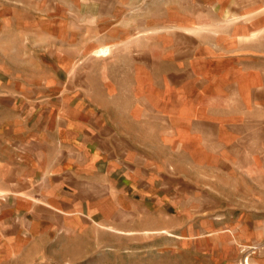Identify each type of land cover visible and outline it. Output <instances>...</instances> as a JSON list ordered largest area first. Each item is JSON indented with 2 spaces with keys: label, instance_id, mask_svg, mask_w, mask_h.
Here are the masks:
<instances>
[{
  "label": "crops",
  "instance_id": "crops-1",
  "mask_svg": "<svg viewBox=\"0 0 264 264\" xmlns=\"http://www.w3.org/2000/svg\"><path fill=\"white\" fill-rule=\"evenodd\" d=\"M38 5L8 4L14 20L6 19V30L22 39L20 49L50 48L57 40L58 47L72 44L76 53L56 64L41 55L46 77L10 79L2 87L10 88L0 91V215L9 229H75L108 216L107 209L135 221L141 213L155 219L171 215L172 198L230 201L176 173L147 142L154 127L167 129L194 152L215 156L218 169L239 167L240 153L264 148L261 116L228 115L235 103L264 109L263 91L249 99L250 84L264 83V51L245 47L264 43V0H179L183 24L160 25L151 14L146 37L137 33L142 29L135 19L143 12L141 1L119 5L104 19H96L99 12L90 10L88 0L86 19ZM108 25L110 35L119 27L125 35L91 43ZM32 33L39 44L28 43ZM115 73L135 83L120 102Z\"/></svg>",
  "mask_w": 264,
  "mask_h": 264
},
{
  "label": "rangeland",
  "instance_id": "rangeland-1",
  "mask_svg": "<svg viewBox=\"0 0 264 264\" xmlns=\"http://www.w3.org/2000/svg\"><path fill=\"white\" fill-rule=\"evenodd\" d=\"M10 1L0 0V91L10 88H2L10 79L46 77L48 72L43 69L41 55L56 64L74 59L76 53L72 44L64 47L60 41L62 47H58L57 40L54 42L56 46L50 48L20 49L22 39H13L10 31L6 30V19L14 20L11 10L7 9ZM22 1L33 6L40 4L47 12L78 15L86 19L84 7L87 0ZM137 1H141L143 7L140 17H135L142 29L138 34L146 37L151 27V14L160 25L183 24L179 0H157L151 6L148 0H88V6L90 10L99 12L96 19H104L113 15L119 5H132ZM98 2L103 10L97 9ZM100 27L105 30L91 36L93 44L116 42L125 32L119 27L110 35L106 31L111 29L110 25ZM30 36L33 37H30L29 44L34 41L39 44L38 33ZM163 36L167 37L163 34L162 39ZM205 37L210 36L205 34ZM142 39L143 36L139 42ZM160 45L162 52L169 49L166 41ZM247 46H251V50L264 51V43L254 47L246 43ZM87 52L88 49L85 54ZM85 54L82 53L81 57ZM115 74L118 91L115 99L120 102L135 91V83ZM235 81L230 82L231 86L234 87ZM250 88L249 99L256 90L264 92V83L253 84L252 87L250 84ZM228 107L229 116L250 119L261 116L264 120V109L238 107L236 103ZM4 111L0 97V112ZM163 135L168 138L166 141ZM172 138L167 129L165 133H160L154 127L147 143L163 154L164 160L176 173L183 172L193 180L210 185L230 201L214 203L207 197L199 196L186 197L187 200L183 201L172 198L171 205L167 206L171 215L157 214L152 219L140 211L141 215L136 218L138 221L107 209L108 216L97 217L90 225L75 229L10 230V226L5 224V217L0 215V264H264V148L240 153L242 157L245 155L239 159V167L218 169V164L213 162L215 156L194 152L185 145V141ZM225 162L231 166L235 164L231 158ZM243 207L251 209V214L245 215ZM217 208L220 210L215 212Z\"/></svg>",
  "mask_w": 264,
  "mask_h": 264
}]
</instances>
